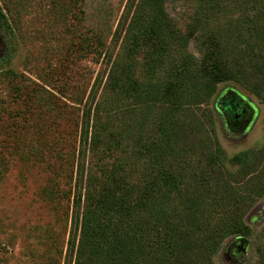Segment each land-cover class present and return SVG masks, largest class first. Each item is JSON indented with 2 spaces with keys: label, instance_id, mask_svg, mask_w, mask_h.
Listing matches in <instances>:
<instances>
[{
  "label": "rangeland",
  "instance_id": "374dc122",
  "mask_svg": "<svg viewBox=\"0 0 264 264\" xmlns=\"http://www.w3.org/2000/svg\"><path fill=\"white\" fill-rule=\"evenodd\" d=\"M136 1L0 0L15 49L0 67V264H65L75 174L64 158L77 138V103L108 70V56L131 67L128 80L138 81L126 90L130 112L142 108L129 153L143 148L139 165L158 178L153 197L178 213L189 206L196 223L197 249L167 250V264H264V103L251 90L264 98V33L247 31L258 21L248 7L255 0L228 2L219 29L208 19V0H158V9L143 0L133 28ZM219 51L225 71L233 69L242 83L220 81L199 66ZM184 59L192 70L176 77ZM182 79L177 89L164 83ZM64 97L76 103H69L74 114ZM168 142L173 159L167 154L162 166L153 165ZM52 143L63 156L50 151ZM160 168L171 172L165 181ZM240 225L253 236L230 234Z\"/></svg>",
  "mask_w": 264,
  "mask_h": 264
},
{
  "label": "trees",
  "instance_id": "16d2710c",
  "mask_svg": "<svg viewBox=\"0 0 264 264\" xmlns=\"http://www.w3.org/2000/svg\"><path fill=\"white\" fill-rule=\"evenodd\" d=\"M242 1L208 0L206 13L209 21H214L215 27L219 29L222 25L217 24L216 21L219 23L220 9L226 8L228 2L236 5ZM129 3V5L134 4L135 0H129ZM142 3L143 0L136 1L132 23L130 21L133 28L140 20ZM150 4H154L155 9L159 8L158 0ZM253 4L255 5H248V7L254 12L258 21H252L247 31L252 32L259 29L264 33V0H255ZM160 13H162L161 10L158 15ZM233 27L239 29L238 26ZM9 36L10 28L0 10V67L11 61L15 51ZM211 54L209 52L199 60V66L202 69H211L210 73H213L220 81L231 80L242 83L233 69L231 73L225 71L223 64L226 59L221 58L223 53L216 52V57H212ZM236 61V59L233 60V62ZM106 64H109L108 70L105 69L99 74L93 92L91 91L87 98L80 97L77 103L78 108L81 107L80 117L78 114L77 121H73L72 127L77 138L67 144V155L64 158L66 169L71 168L75 174V184L73 191L71 190L73 196L72 222L64 263L70 264L73 257V264L96 262L158 264L157 253L159 251L161 253L160 263L167 264V257H165L167 250L173 251L175 248H181L183 252L192 251L193 253L197 249V240L193 237V228H197L194 227L196 223L192 219L189 220V206L182 207V213L180 211L178 213L176 207L166 203V200L158 201L160 197H153L155 190L160 189H152V183L158 178L154 176L150 180V176H153L150 167L139 165L143 148L142 150L139 148L141 153L136 157L132 156L128 150L129 143L135 136L131 132L134 122L137 128L136 135L139 133L138 130H141L142 108L131 105L133 107L131 111H133L130 112L126 90L127 84L137 86L138 81L128 80L131 67H125L126 65L120 61L111 60L108 56ZM158 65L162 66L163 62L158 61ZM191 70L189 59H184L176 77H184ZM104 78L105 81H103ZM164 83L170 89L185 86L183 79L178 85L167 81ZM251 90L264 103L261 94L254 88ZM151 97L152 95H148L145 101ZM64 100H66L63 103L64 108L70 109L74 114L76 107L70 104L76 103L69 97H64ZM137 104H141L140 94L136 97L135 105ZM54 144L50 146V151L63 156L62 148L57 150V145ZM157 150L155 156L157 159L153 165L162 166L167 154H170L173 159V142H168ZM88 154L91 155L88 156ZM106 158H113L112 163H106ZM183 163L188 164L186 161ZM70 164H73V168ZM170 173L169 170L160 168L159 175L163 181L169 177ZM133 177H135L133 180L136 181L135 183L130 182ZM186 200L188 203V196ZM237 232L246 237L253 236V231L246 226L235 227L230 234ZM150 237L154 240L150 241ZM173 256L180 260L181 254ZM230 260L233 261L231 258Z\"/></svg>",
  "mask_w": 264,
  "mask_h": 264
}]
</instances>
